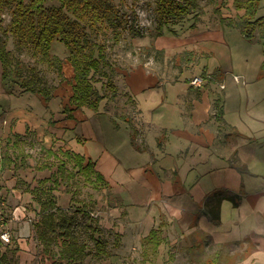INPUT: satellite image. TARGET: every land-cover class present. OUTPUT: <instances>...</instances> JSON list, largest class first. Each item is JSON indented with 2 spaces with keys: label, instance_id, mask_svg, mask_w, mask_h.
<instances>
[{
  "label": "crops",
  "instance_id": "obj_1",
  "mask_svg": "<svg viewBox=\"0 0 264 264\" xmlns=\"http://www.w3.org/2000/svg\"><path fill=\"white\" fill-rule=\"evenodd\" d=\"M183 31L188 40L180 42L165 33L154 38L153 46L164 55L182 46L173 53L175 63L186 62L191 66L188 71L170 75L159 60L119 69L123 80L115 82L117 95L102 99L96 110L69 104L73 69L68 62L72 79L67 76L71 91L66 101L56 92L42 113L1 114L0 110V134L11 148L4 150L18 153V141L31 130L39 133V127L54 125L62 142L59 148L94 162L109 183L106 190L111 198L122 203L127 223L139 225L140 240L157 227L170 241L169 249L180 247L181 241L183 249L205 251L209 264H264V71L259 70L264 46L258 36L249 41L240 28L221 24L219 19L210 24L193 18L189 30ZM204 73L201 87L189 83L191 77ZM120 95L124 101L119 110L128 106L127 112H116L111 105ZM7 154L0 159L3 174L12 163ZM14 182L6 180L0 201L5 203L12 238L17 230L16 245L10 246L12 240L0 246V253L12 264L17 259L25 264L34 258L38 244L34 232L20 220L21 209L26 205L38 211L39 205ZM218 189L242 197L236 207L229 200L221 203V222L215 225L204 215L203 202ZM224 213L236 214L226 220Z\"/></svg>",
  "mask_w": 264,
  "mask_h": 264
},
{
  "label": "trees",
  "instance_id": "obj_2",
  "mask_svg": "<svg viewBox=\"0 0 264 264\" xmlns=\"http://www.w3.org/2000/svg\"><path fill=\"white\" fill-rule=\"evenodd\" d=\"M233 6L236 10H243V13L236 19L220 17L221 24L240 28L244 38L249 41L253 40L259 31L258 39L264 44V14L257 15L260 0H233ZM197 7V0H155L157 22L154 38L163 34L166 25L175 24L191 14L197 15ZM6 11L9 12L10 18L5 27L2 26V16ZM122 22L118 8L110 0H0V32L13 37L16 49L20 50L26 46L33 56L56 66L59 74L62 60L51 54V45L55 39L63 42L68 50L66 60L73 69L69 104L76 108L87 107L96 110L102 99H112L117 95V86L113 80L114 69L109 72L103 69L108 64L104 53L105 47L93 42L89 34L93 31L110 30L114 42H118L121 35L120 27L124 26ZM132 35L138 36L139 32L133 29ZM6 37L3 39L0 37L1 80L5 90L11 93L9 87L12 88L16 81L7 80L14 59L6 46ZM34 82L35 80L26 85L21 84V87L24 91L36 93L47 106L53 97L52 92L45 87L37 88ZM96 82H102L104 93L96 87ZM66 110L69 112V107H66ZM46 155L56 159V171L40 179L36 187L31 188L26 184L24 189L39 205L36 211L38 219L33 225V232L42 245V252L48 253L53 259L51 264H79L89 254L97 258L107 256L105 240L94 235L98 230L95 227L97 219L87 208L86 202L77 205L75 215H70L58 205L55 191L63 182L67 183L76 177H82L85 182L99 189H108L109 183L95 168L93 161L69 148H59L58 152L48 149ZM42 167L46 169L48 165L43 164ZM238 170L244 172L241 167H238ZM69 192L72 194L71 203L76 204L74 192ZM241 197L242 193L229 189L215 190L205 197L203 213L208 220L218 225L221 203L229 200L236 207ZM77 213L84 216L81 227L91 233L93 249H89L88 243L78 232L80 224ZM161 233V229L154 227L142 238L141 264L151 261L147 256L148 252L151 250L157 252L163 240ZM54 244L57 246L56 251L53 248ZM11 262L12 259L8 260L5 254L0 253V264H12Z\"/></svg>",
  "mask_w": 264,
  "mask_h": 264
},
{
  "label": "rangeland",
  "instance_id": "obj_3",
  "mask_svg": "<svg viewBox=\"0 0 264 264\" xmlns=\"http://www.w3.org/2000/svg\"><path fill=\"white\" fill-rule=\"evenodd\" d=\"M117 8L118 13L123 20V27H120V38L118 42H114L113 35L110 30L100 31V32H90L89 37L93 42L97 44L104 45V53L108 60L107 66H104L107 72L114 69V82L122 81L120 70L126 71L131 67H136L139 63L147 62L149 60L163 62V66L168 74H174L178 70L188 71L191 66L185 65L186 62L179 61L180 65L175 63V51H179L182 46H177L168 55L158 52L159 50L153 46L155 37V28L157 22V14L155 9V0H110ZM198 7L196 8L197 15L191 14L175 24H168L163 29V34L169 35L174 39L184 41L188 40L187 36H184L185 29L189 30V22L193 18H200L205 22L212 23L220 17L236 19V17L243 10L238 12L233 6V0H197ZM257 15L264 14V0H260V8ZM3 17L2 26L7 25L9 22L10 14L8 11L5 12ZM196 21V20H195ZM185 27V29H184ZM138 31V36L132 35V30ZM170 33V34H169ZM259 33L256 32V36ZM259 35V34H258ZM6 37L7 48L9 49L11 56L14 59L13 66L9 71L8 82L11 80L16 81V84L11 88L9 87L11 93L5 90L4 84L0 81V110L3 113H15L21 111L42 113L45 111L46 106L40 97L37 98L36 93L30 91H24L21 84L26 85L30 81L35 80L34 84L36 87H45L49 89L52 94L56 92L61 93V97L56 94V97L63 100H67L70 94V81L67 76L71 79V71L67 72L66 66L68 61L66 56L68 55V50L64 46L63 42L55 39L51 45V54L57 56L62 60L61 64V74H59L56 66L49 65L38 59V57L33 56L31 50L23 46L19 50L16 49L14 44V39L12 36L4 35L0 32V37L3 39ZM260 45L264 46L263 43ZM181 49V50H182ZM243 53H249L246 49L240 48ZM161 60V61H160ZM189 60H187L188 62ZM253 58L250 56L249 63H253ZM264 61V60H263ZM262 62H260V71L262 69ZM178 62V63H179ZM113 68H111V67ZM153 66V64H152ZM193 66V65H192ZM1 64H0V80H1ZM120 73V74H119ZM264 78V74H262ZM106 80V79H105ZM65 81V82H64ZM104 81V79H103ZM72 83V82H71ZM11 84V83H10ZM122 84V83H121ZM224 84V83H223ZM96 87L102 92H105V88L102 86V82H96ZM124 95H120L118 99L112 100L111 105L118 112L119 108L122 107ZM113 103V104H112ZM58 104L54 106V109ZM128 106L126 109L128 110ZM127 110H119L122 112H127ZM131 112V110H129ZM39 133L36 130H31L30 134L25 140L18 141V146L16 152L4 150L6 147L11 149L10 146L4 144L5 138L2 139V134H0V159L3 157V153L7 154L11 164H9V170L4 174L0 173V191L4 193V187L6 186V180L13 178L14 183H16V188L19 191H24L26 184L30 187H36L37 182L49 176L52 172L56 171V159L48 157L46 155L47 149H51L58 152V148L62 146V142L58 141L56 137V126L52 125L43 129L39 127ZM45 134H43L42 130ZM1 131V130H0ZM47 131V133H46ZM1 133V132H0ZM18 154V156H17ZM15 157V158H14ZM22 157V159H20ZM26 162L23 164L22 162ZM15 164V165H14ZM43 164H47V169H41ZM7 188L6 190H9ZM69 191L74 192V197L76 199V204L70 202V197L72 194ZM69 192V193H68ZM9 196V192H5ZM57 195V203L63 209L68 211L70 215H75V210L77 205H81V202H86L87 208L91 211V214L97 219L95 227H97V232L94 234L95 237H100L106 242V250L108 252L107 256H101L100 258L88 255L79 264H141V258L143 253V247L141 245V230L136 228L139 225H130L127 223V218L125 217V211L123 210V205L121 202L114 201L111 198V193L106 189L95 188L92 184L85 182L82 177H76L72 181L63 182L58 190L55 191ZM3 195V194H1ZM0 195V196H1ZM79 200V201H78ZM15 205L19 206L18 200H15ZM232 204V203H231ZM25 209H21L20 220H25V224L29 226L30 231L33 233V225L38 219V214L31 206L26 205ZM82 207V206H81ZM236 213H224L225 219L229 220L231 215ZM116 215L118 217H116ZM78 218V232L81 234V238L88 243L89 249H93L94 245L90 239V234L88 231L81 227L84 221V216L81 213H77ZM221 222V218H220ZM220 224V223H219ZM94 225V224H93ZM26 226V227H27ZM14 228L12 231L14 232ZM17 232V230H16ZM13 234V243L10 246L14 247L16 245L17 233ZM27 233V231H26ZM34 235V234H33ZM163 235V230H162ZM161 235V236H162ZM37 241L36 237L34 236ZM164 243L161 244L157 252L150 251L147 256L151 261L145 264H209L204 260V255L202 252L194 247L192 251L188 248L183 249L182 242H179L180 247L168 248L166 243L170 244V241L166 237H162ZM197 242V240H194ZM163 242V241H162ZM176 243V242H174ZM28 244V243H27ZM38 248L34 258H28L25 264H51L53 259L48 253L42 252V245L37 241ZM182 244V245H181ZM171 245V244H170ZM54 250H57V246L53 245ZM173 254V258H169V255ZM168 259V260H167ZM15 260V256H13ZM167 260V262H164ZM19 259L15 264H18ZM173 262V263H172ZM211 264V262H210Z\"/></svg>",
  "mask_w": 264,
  "mask_h": 264
},
{
  "label": "built area",
  "instance_id": "obj_4",
  "mask_svg": "<svg viewBox=\"0 0 264 264\" xmlns=\"http://www.w3.org/2000/svg\"><path fill=\"white\" fill-rule=\"evenodd\" d=\"M235 80H238V76H234ZM205 81L204 75H195L190 78L189 83L195 87H201ZM220 87L223 88L224 84H220ZM5 203L0 201V246L7 245L12 242V233L8 227V220L4 214Z\"/></svg>",
  "mask_w": 264,
  "mask_h": 264
}]
</instances>
